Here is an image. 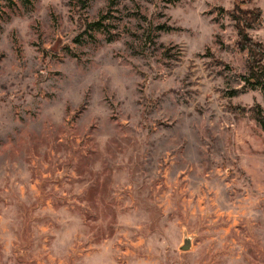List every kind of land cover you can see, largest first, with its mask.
Instances as JSON below:
<instances>
[{
    "label": "rangeland",
    "instance_id": "374dc122",
    "mask_svg": "<svg viewBox=\"0 0 264 264\" xmlns=\"http://www.w3.org/2000/svg\"><path fill=\"white\" fill-rule=\"evenodd\" d=\"M239 6L0 0V264H264Z\"/></svg>",
    "mask_w": 264,
    "mask_h": 264
},
{
    "label": "trees",
    "instance_id": "16d2710c",
    "mask_svg": "<svg viewBox=\"0 0 264 264\" xmlns=\"http://www.w3.org/2000/svg\"><path fill=\"white\" fill-rule=\"evenodd\" d=\"M253 0H249V4ZM230 18L235 23V29L238 37V47L241 52H247V74L242 76L247 87L252 89L259 88L264 94V48L261 43L254 41L249 35V30L254 29L261 21V11L253 8L244 11L239 7L234 12L229 13ZM100 23H94L92 26H99ZM254 119L260 124L264 131V113L263 110L252 108Z\"/></svg>",
    "mask_w": 264,
    "mask_h": 264
},
{
    "label": "water",
    "instance_id": "95a60500",
    "mask_svg": "<svg viewBox=\"0 0 264 264\" xmlns=\"http://www.w3.org/2000/svg\"><path fill=\"white\" fill-rule=\"evenodd\" d=\"M192 249V239L186 238L184 241V245L181 247V250L184 252L190 251Z\"/></svg>",
    "mask_w": 264,
    "mask_h": 264
}]
</instances>
